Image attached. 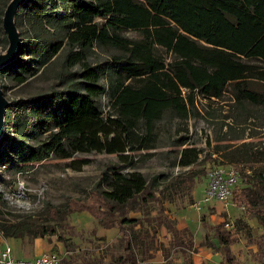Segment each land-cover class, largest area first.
I'll return each instance as SVG.
<instances>
[{"label":"trees","instance_id":"obj_1","mask_svg":"<svg viewBox=\"0 0 264 264\" xmlns=\"http://www.w3.org/2000/svg\"><path fill=\"white\" fill-rule=\"evenodd\" d=\"M16 22L28 26L25 40L34 43L31 62L22 57L21 39L20 55L0 68V79L23 83L28 75L44 73L52 57L65 48L57 72L64 87L10 101L0 138V163L5 158L23 170L26 164L74 152L115 153L118 161L104 167L88 198L61 208L46 204V210L53 220L83 210L105 228L116 226L122 252L112 264H136L135 245L146 250L150 238L147 233H132L129 224L139 219L129 218L123 209L155 199L160 184L172 181L164 173L147 180L129 155L153 146L156 124L162 119L185 122L202 117L219 132L225 126L235 139L243 138L248 119H255L257 109L264 108V0H26L17 10ZM123 31L137 32L139 38H125ZM95 49L109 50V57L90 64L87 59L97 54ZM77 63L81 68L71 71ZM1 87L5 92L6 86ZM224 91L230 93L233 105L221 120L217 108L207 109V115L200 112L197 97L218 100ZM103 94L110 104L107 114L97 104ZM178 144L184 145L178 165L201 161L200 149L185 140ZM212 151L227 160L217 164H253L250 172L240 168L237 184L242 185L232 194L264 225V144H215ZM12 216L18 220L0 221L4 238L38 235L30 218ZM230 229L222 224L213 228L222 264H232L229 247L236 237Z\"/></svg>","mask_w":264,"mask_h":264},{"label":"rangeland","instance_id":"obj_2","mask_svg":"<svg viewBox=\"0 0 264 264\" xmlns=\"http://www.w3.org/2000/svg\"><path fill=\"white\" fill-rule=\"evenodd\" d=\"M9 1L0 0V51L7 46L3 43L6 36L2 29V17ZM56 12L61 13L59 10ZM15 25L25 42L22 57L31 62L30 52L34 43L25 40L28 26L24 22H16ZM121 35L133 40L139 38V33L134 31H123ZM44 38L52 41L49 36ZM65 50L60 49L52 57L44 73L39 70L34 75H28L23 83L2 77L0 83L6 86L4 95L7 100L23 99L52 88H63L64 84L58 81L57 72L61 68ZM95 52L97 54H91L87 59L90 64L104 62L110 51L95 49ZM80 68L81 64L77 63L71 71ZM97 104L103 114L109 113L110 104L106 94L97 98ZM232 105L233 100L228 91H224L218 100L196 99V106L204 115H207V109L217 108L219 120ZM257 110V117L248 119L246 124L249 127L242 139H235V133L227 132L225 126L219 132L217 125L202 117H190L185 122L162 119L156 124L153 146L131 152L129 156L134 160L135 169L147 180L154 174L164 173L167 180L172 181L170 184L167 181L160 184L155 199L146 203L139 201L123 209L129 218L139 219L138 223L129 224L132 226V233L138 236L147 233L150 238L146 250L139 244L135 245L136 264H222L221 256L214 247L217 243L213 237V228L217 224H222L225 228V221L233 224L230 231L236 237L229 247L232 264H264V225L248 206L238 203L233 194L226 207L220 202L205 205L198 210L193 206L206 187V170L211 165L227 161L212 151L215 144L224 146L242 141H249L256 146L264 144V108ZM227 121L230 122L231 118ZM236 125L238 131L241 125ZM181 140L201 150L198 159L201 161L191 166L178 165V152L184 146L178 144ZM209 152L213 154L210 158H205V153ZM117 161L115 153L74 152L66 158L50 157L26 164L23 170H17L16 164L6 162L4 158L0 163V194L3 200L0 204V221L8 218L15 222L18 219L12 218V215H16L21 219L30 218L34 222L32 231L38 234L36 237H16L20 239L22 251L27 254L41 247L40 251L51 250L58 253L62 257L60 264H112L122 252L116 226L105 228L89 212L83 210L74 211L60 220L49 219L46 204L61 208L74 199L88 198L104 167ZM237 164H240L243 173L250 172L253 166L252 163ZM124 170L131 171V168L125 167ZM176 175L179 177L174 180ZM241 185V182L236 184L233 192L239 191ZM17 197L29 201L30 209L27 205L18 206ZM46 231L51 232L44 233ZM0 237L4 239L1 234ZM35 238L41 240L40 246L34 244ZM13 246L15 253L24 255L18 243L15 242Z\"/></svg>","mask_w":264,"mask_h":264},{"label":"built area","instance_id":"obj_3","mask_svg":"<svg viewBox=\"0 0 264 264\" xmlns=\"http://www.w3.org/2000/svg\"><path fill=\"white\" fill-rule=\"evenodd\" d=\"M205 176L206 187L201 198L196 200L193 206L198 210L203 204L217 200L226 207L231 199L233 188L240 179V167L232 164L211 165L206 170ZM224 227L230 229L231 222L225 221ZM61 260L62 257L51 250H44L34 258L17 259L13 257L11 245L0 242V264H60Z\"/></svg>","mask_w":264,"mask_h":264},{"label":"water","instance_id":"obj_4","mask_svg":"<svg viewBox=\"0 0 264 264\" xmlns=\"http://www.w3.org/2000/svg\"><path fill=\"white\" fill-rule=\"evenodd\" d=\"M25 2L26 0H10L4 10L2 29L6 36L7 46L3 51H0V68L9 64L21 53V38L15 25V15L18 8ZM9 103L10 101L5 97L0 83V138L4 132L5 113Z\"/></svg>","mask_w":264,"mask_h":264},{"label":"crops","instance_id":"obj_5","mask_svg":"<svg viewBox=\"0 0 264 264\" xmlns=\"http://www.w3.org/2000/svg\"><path fill=\"white\" fill-rule=\"evenodd\" d=\"M203 193V192H202ZM202 195V194H201ZM201 198V196L198 198V199H200ZM197 199V200H198ZM214 202H219V201H217V200H213L211 203H214ZM211 203H209V204H211ZM205 205H208V204H203L202 205V207L203 206H205ZM20 239H17V238H1L0 237V242H6V243H8V244H10L11 245V247H12V254H13V257L14 258H17V259H24V258H34L35 256H37V255H39L42 251H40V248L41 247H39V248H37V249H35L32 253H30V254H27V253H25L24 251H22V249H21V245H20ZM15 242L16 243H18V246H19V249H20V251L22 252V253H24V255H21V254H17V253H15L14 251V246H13V244L15 245ZM33 242H34V244L36 245V246H40L41 245V240H37V238H35L34 240H33ZM44 251V250H43Z\"/></svg>","mask_w":264,"mask_h":264},{"label":"clouds","instance_id":"obj_6","mask_svg":"<svg viewBox=\"0 0 264 264\" xmlns=\"http://www.w3.org/2000/svg\"><path fill=\"white\" fill-rule=\"evenodd\" d=\"M16 203H17L18 206H21V207H23V206H25V205H27L29 209H30V207H31L29 201H27V200H25V199L18 198V197L16 198Z\"/></svg>","mask_w":264,"mask_h":264}]
</instances>
